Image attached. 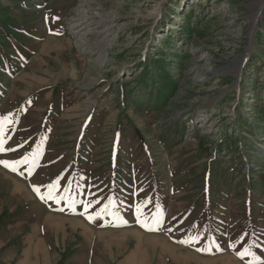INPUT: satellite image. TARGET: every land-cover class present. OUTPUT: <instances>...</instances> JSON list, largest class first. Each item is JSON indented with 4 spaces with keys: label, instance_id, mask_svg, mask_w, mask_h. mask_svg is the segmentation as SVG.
Masks as SVG:
<instances>
[{
    "label": "rangeland",
    "instance_id": "rangeland-1",
    "mask_svg": "<svg viewBox=\"0 0 264 264\" xmlns=\"http://www.w3.org/2000/svg\"><path fill=\"white\" fill-rule=\"evenodd\" d=\"M82 3L0 0V116L16 121L0 160L29 157L0 165V264L129 249L151 264H249L245 247L264 260V0H91L99 15L77 28ZM81 36L111 43L102 60ZM58 179L57 197L92 201L89 214L113 200L128 224L41 201L32 185ZM213 240L224 250H196Z\"/></svg>",
    "mask_w": 264,
    "mask_h": 264
},
{
    "label": "snow or ice",
    "instance_id": "snow-or-ice-1",
    "mask_svg": "<svg viewBox=\"0 0 264 264\" xmlns=\"http://www.w3.org/2000/svg\"><path fill=\"white\" fill-rule=\"evenodd\" d=\"M16 121L12 120L9 116H0V153L5 151H15V149L5 148L6 139L3 136V128L5 125H10L11 123H15ZM31 155V169L29 170V175L33 174V170L36 167V160L39 156V153H32ZM29 163V157L25 156L23 160L18 161H8V160H0V165L4 166L5 168L9 169L12 172H18L19 166L21 164H28ZM20 175H23L24 173L20 172ZM60 185V180H56L54 183L48 184L44 187L47 188V192L43 193L41 192V186L38 185H32L33 191L36 193L37 197L43 201H52L56 204H60V202L63 200L65 201V204L69 211H71L73 214H76V205L78 203L83 204V211L78 213L80 215L85 216L86 219L89 220V222H94L96 218L102 217L105 213H107L109 216L113 217L114 221H120L121 223H115L113 226H126L128 224V221L125 220L120 214L118 210H113L117 208L116 202L113 200H110L107 205H105L104 209H102L100 212H97L95 214H89V209L92 207V201H85L80 202L75 199L66 198L64 196L57 197L55 195L56 191L58 190ZM96 203H99L97 200ZM142 205H136V222L144 228L146 231H158L160 230V226L162 225V220L160 219L159 213L157 216L152 218V222L149 223V221L143 217V213L141 211ZM60 211H64V208L58 209ZM182 244H193L198 242L196 237H189L187 239L178 241ZM215 248L217 251H223L224 249L220 247L219 244L216 243L215 240L211 242L210 245L204 247V248H198L197 251L202 252H208L211 253L212 248ZM229 247L235 248V244H230ZM236 255L239 256L241 259L244 257H251L252 259L249 261V264H264V260H261L259 256L256 255L255 252L251 250L249 247H245L243 251H237Z\"/></svg>",
    "mask_w": 264,
    "mask_h": 264
},
{
    "label": "bare ground",
    "instance_id": "bare-ground-1",
    "mask_svg": "<svg viewBox=\"0 0 264 264\" xmlns=\"http://www.w3.org/2000/svg\"><path fill=\"white\" fill-rule=\"evenodd\" d=\"M90 1L91 0H83L82 5L74 10V17L76 19L74 20V27H80L81 25L88 24V21L99 15V12L94 11L92 7H90ZM96 9V8H95ZM73 17V18H74ZM113 17V16H111ZM99 22V21H98ZM97 22V23H98ZM104 24V23H103ZM87 26V25H86ZM96 27V26H95ZM89 28V27H88ZM87 28V29H88ZM105 28V27H103ZM86 29V28H85ZM90 29V28H89ZM92 29V28H91ZM111 30V29H110ZM98 31V29H97ZM83 34V33H82ZM101 34V32H100ZM113 35V34H112ZM108 36V34H107ZM105 37V36H104ZM107 39V38H106ZM103 40V39H102ZM100 42V41H98ZM95 43V42H94ZM97 43V42H96ZM95 45L91 44L87 39L81 36L80 40L78 41V45L81 48V50L85 51H90V52H95L99 53V60H102L104 57V54L107 52L108 46L111 45L109 42H104V43H97Z\"/></svg>",
    "mask_w": 264,
    "mask_h": 264
},
{
    "label": "crops",
    "instance_id": "crops-1",
    "mask_svg": "<svg viewBox=\"0 0 264 264\" xmlns=\"http://www.w3.org/2000/svg\"><path fill=\"white\" fill-rule=\"evenodd\" d=\"M56 16V12H54L53 18L55 19ZM138 255L137 249H129L127 254L125 253L123 256H118L117 258L115 256H109L106 260L103 259V257H99V260H95L93 259L95 257H90L89 255L88 257L74 255L72 258L78 259H68L67 261L70 262V264H151L147 255H145V257L142 256L143 258ZM94 261H96V263H94Z\"/></svg>",
    "mask_w": 264,
    "mask_h": 264
}]
</instances>
